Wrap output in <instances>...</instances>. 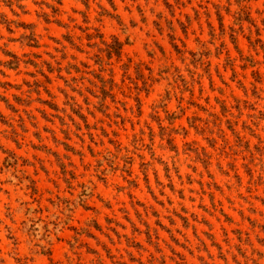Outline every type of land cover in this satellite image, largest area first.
Instances as JSON below:
<instances>
[{"label":"rangeland","instance_id":"374dc122","mask_svg":"<svg viewBox=\"0 0 264 264\" xmlns=\"http://www.w3.org/2000/svg\"><path fill=\"white\" fill-rule=\"evenodd\" d=\"M263 117L264 0H1L0 264H264Z\"/></svg>","mask_w":264,"mask_h":264},{"label":"trees","instance_id":"16d2710c","mask_svg":"<svg viewBox=\"0 0 264 264\" xmlns=\"http://www.w3.org/2000/svg\"><path fill=\"white\" fill-rule=\"evenodd\" d=\"M219 17H220V19H221V15H219ZM24 24V23H23ZM24 25H26V24H24ZM27 26H30V25H27ZM30 27H32V26H30ZM32 35V34H31ZM23 37H30V35H27V36H23ZM34 40V39H33ZM34 42V41H33ZM31 44H33V43H31ZM108 47L109 48H113L114 47V49H109V51H108V53H109V56H112V54H117V55H120L121 54V47H122V43L120 42V41H118V38L117 37H114V40H113V42L111 43V44H109L108 45ZM17 57V56H16ZM245 88V87H244ZM246 89V88H245ZM111 92L110 91H106L105 89H104V95H113V94H110ZM48 102V104L50 105V106H53V107H55V108H57V105H55L54 103H52V102H50V101H47ZM238 108H240L239 107V105L237 106ZM224 110L225 111H228L229 109H227L225 106H224ZM78 113V115L79 116H81L82 118H85V115H83L80 111H78L77 112ZM233 115V114H232ZM264 118V117H263ZM229 128L232 130V132L233 133H236V134H238V131L235 129V127L233 126V125H229ZM253 130V129H252ZM247 168V171L250 173V174H253L252 173V169H251V167H246ZM261 178H263V176L262 175H260V179ZM264 179V178H263ZM262 182H264V181H262Z\"/></svg>","mask_w":264,"mask_h":264},{"label":"crops","instance_id":"0c3cea01","mask_svg":"<svg viewBox=\"0 0 264 264\" xmlns=\"http://www.w3.org/2000/svg\"><path fill=\"white\" fill-rule=\"evenodd\" d=\"M0 2H1V0H0ZM10 6H11V1H9V3H8ZM21 6V5H20ZM26 6V5H25ZM23 7V6H22ZM24 12H28L27 10H25ZM58 12H60V9H58L57 10V13ZM61 20V19H60ZM59 19H54V21L58 24V25H61V26H68L66 23H63L62 22V20L60 21ZM46 21H51L50 19H47ZM19 25V24H18ZM23 25V24H22ZM22 25H19V26H22ZM23 27L24 28H30L29 26H27V25H23ZM31 29V28H30ZM33 33V35H35L34 34V32H32ZM25 34H23L22 35V37L24 36ZM25 36H27V35H25ZM13 40H15V39H13ZM24 40H22V42H23ZM30 45H31V43H30ZM10 54L11 55H14L15 57L17 56L16 54H14V53H11L10 52ZM17 58H18V56H17ZM48 92L50 93V95H52V93H51V91H49L48 90ZM48 100L47 99H43V102L42 103H44V104H48V102H47ZM57 105V104H56ZM58 106V105H57ZM51 107V106H50ZM58 109V108H57ZM89 237H91L92 238V233L90 232V231H87V233H86ZM91 238H89V239H91ZM89 246V245H88ZM88 251H90V252H92V247L91 246H89L88 247Z\"/></svg>","mask_w":264,"mask_h":264}]
</instances>
